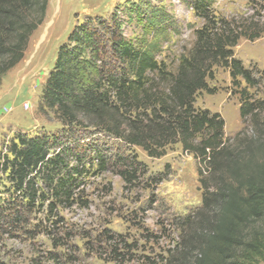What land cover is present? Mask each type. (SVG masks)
I'll use <instances>...</instances> for the list:
<instances>
[{"label": "trees", "instance_id": "16d2710c", "mask_svg": "<svg viewBox=\"0 0 264 264\" xmlns=\"http://www.w3.org/2000/svg\"><path fill=\"white\" fill-rule=\"evenodd\" d=\"M47 7L48 0H0V83L23 60ZM193 8L203 25L174 70L157 61L154 45L126 40L116 14L75 25L58 47L38 110L53 113L66 136L91 129L139 147L150 158H161L168 147L179 144L194 158L201 206L174 219L178 241L164 264H262L264 92L260 98L249 90L262 86L264 72L256 76L232 49L240 38L260 37L264 15L244 24L215 16L210 0H195ZM216 67L228 69L232 92L238 95L242 129L232 137L225 136L220 114L194 106L199 93L214 94L207 80ZM71 139L15 136L0 170L12 194L27 201L19 209L15 201L9 210L0 204V232L18 222L24 208L48 201L42 190L50 197V208L73 204L81 170ZM138 166L129 156L113 163L125 183L132 182Z\"/></svg>", "mask_w": 264, "mask_h": 264}, {"label": "rangeland", "instance_id": "374dc122", "mask_svg": "<svg viewBox=\"0 0 264 264\" xmlns=\"http://www.w3.org/2000/svg\"><path fill=\"white\" fill-rule=\"evenodd\" d=\"M194 2L48 0L45 20L32 35L23 60L0 83V166L19 133L42 138L69 136L75 140L70 147L78 156L80 184L72 205L50 208V197L37 181L49 200L40 199L31 209L24 208L18 222L1 230L0 264H164L178 241L174 219L201 206L194 158L179 144L168 147L161 158H150L139 147L91 129L74 130L75 137L66 136L56 116L41 114L38 104L58 47L67 41L75 25L87 19L107 20L116 14L126 40L154 45L157 61L174 70L179 57L191 49L195 31L203 25L195 14ZM210 2V11L229 21L246 24L264 15V0ZM232 51L256 76L264 72V32L253 41L240 38ZM207 83L215 89L214 94L199 93L194 106L220 114L225 136L232 137L242 124L228 69L216 67ZM249 92L261 98L264 80L260 88ZM128 156L141 163L131 183H125L113 168L118 158ZM75 161L73 158L71 165ZM162 176L165 180L156 184ZM12 193V185L0 170L3 209L9 210L12 201L17 209L25 207L27 200Z\"/></svg>", "mask_w": 264, "mask_h": 264}, {"label": "built area", "instance_id": "2783aa9c", "mask_svg": "<svg viewBox=\"0 0 264 264\" xmlns=\"http://www.w3.org/2000/svg\"><path fill=\"white\" fill-rule=\"evenodd\" d=\"M28 108V107H27Z\"/></svg>", "mask_w": 264, "mask_h": 264}]
</instances>
